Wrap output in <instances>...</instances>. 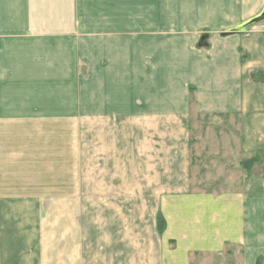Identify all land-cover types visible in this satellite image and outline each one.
Returning <instances> with one entry per match:
<instances>
[{
  "label": "crops",
  "instance_id": "1",
  "mask_svg": "<svg viewBox=\"0 0 264 264\" xmlns=\"http://www.w3.org/2000/svg\"><path fill=\"white\" fill-rule=\"evenodd\" d=\"M235 1L238 3L233 1L228 18L221 14L216 21L206 17L193 22L191 18L183 27L181 22H163L154 15L148 26L140 25L147 33L143 41L151 42L154 50L152 56L138 58L144 69L138 68L135 87H112L111 91L120 92L119 104L109 102L105 87L104 110L99 115L105 135L100 149L137 150V156L152 150V155L147 154L146 162L111 165L110 169L120 172L118 178L100 183L122 186L137 204L144 203L145 188H164L158 202L171 228L178 226L179 233L187 234L182 249L220 250L229 238L233 250L238 248L241 253L239 263L264 264V20L244 31L225 32L258 14L264 0ZM204 2L200 0L195 6L203 8ZM75 8V0H0V37H9L10 42H29L30 35L49 32L50 16L54 17L55 27L63 25L69 31L74 26ZM214 25L226 28L211 35L210 46L194 50L193 28ZM109 31L115 32L97 24L89 30L94 43L107 40ZM179 41L178 50L175 45ZM161 42L166 43V50L155 47ZM11 57L10 50L0 54V72L8 76L11 72L5 64ZM149 62L151 68L145 71L144 65ZM7 79L0 80V131L2 122L32 121L26 114L33 100L12 97L17 92L16 84ZM125 92L135 93L134 102L129 104ZM92 99L96 126V85ZM191 109L206 118L227 121L231 117L236 124L243 158L239 159V177L235 176L231 192L189 191V166L183 157L192 150ZM16 110L24 113L17 114ZM109 122L114 130L110 141ZM206 130H211L206 138V144H213L211 148L218 150L222 139L230 148L225 131L214 133L211 127ZM96 139L95 133V144ZM14 152L0 150V264H176L175 253L170 261H162V244L129 242V227L122 220L118 229L108 228L111 223L106 222L95 226L104 230L103 241H76L80 230L75 227L68 232L71 237L66 238L64 213L53 216L58 211L52 205L63 203L65 195L50 194L48 187L54 185L48 180L11 174L17 168L11 167L17 165L10 157ZM248 160L254 161L246 163ZM60 186L64 187V181L57 182L56 187ZM143 211L139 205L137 213ZM141 229L139 225L140 234L144 233Z\"/></svg>",
  "mask_w": 264,
  "mask_h": 264
},
{
  "label": "rangeland",
  "instance_id": "2",
  "mask_svg": "<svg viewBox=\"0 0 264 264\" xmlns=\"http://www.w3.org/2000/svg\"><path fill=\"white\" fill-rule=\"evenodd\" d=\"M199 1L75 0L76 13L71 22V26H74L69 31L64 30L63 25L57 26V23L55 27L54 17L50 16L49 32L43 35L34 33L29 36V42H10L9 37H0V54L5 50L12 52V57L5 64L9 67L10 76L0 72V80L8 78L15 82L17 92L12 93V97L33 100V107L27 109L26 114L27 119H32L31 122H2L0 150L15 151L10 157L16 159L17 165L11 167L17 168L11 174L17 178L48 180L49 184L54 185L48 187L50 194L65 195L63 203L54 202L52 205L53 210L58 211L53 216L60 217L64 213L66 238L71 237L68 232L75 227L80 230L76 241H103L104 235L101 233L104 230L95 229V226H103L106 222L111 223L107 225L108 228H117L122 220L123 225L129 227V242L162 244V261H170L175 253L176 264H241L238 258L241 253L238 248L233 250L229 238L223 241L220 250L182 249L188 240L187 234L179 233L178 226L171 228L161 209L162 203L158 202L164 195V188H145L144 203L137 204L124 193L122 186L112 183L104 186L100 183L104 179L111 182V179L118 178L120 172L110 169L111 165L136 164L140 160L146 162L147 154L152 155V150H144L143 154L137 156V150L100 149L105 135L104 126L101 127L99 122V115L104 110L105 87L109 102L114 100L115 104H119L120 92L111 91L112 87L119 90L122 84L126 88L136 86L138 68L142 69L138 58L152 56L154 50L151 42L143 41L147 33L144 32L146 28L140 25L148 26L154 15H158L163 22H181L182 26L191 18L193 22H201L206 17L216 21L220 14L225 17L230 15L231 5L233 1L236 2L203 0L204 6L200 8L199 4L195 6ZM95 24L99 28L114 29L115 32L109 31L107 40L94 43L89 30ZM225 28L221 25L194 27L191 47L198 51L207 48L211 45V35L220 34ZM229 29L225 32H231ZM53 30L60 32L53 33ZM97 37L100 39V36ZM165 44L161 42L155 47L163 51L166 50ZM175 46L179 50L180 41ZM144 67L145 71H149L151 63ZM95 85L96 126L92 99ZM124 98H129L131 104L136 96L135 93L128 95L125 92ZM191 111L192 150H188L183 157L189 166V191L231 192L235 188V176L239 177V159L243 158L239 152L240 140L236 138V124L232 123L231 117L225 121V118L203 117L195 109ZM111 125L109 122V141L114 131ZM208 127L214 133L225 131L230 138V148L225 146L228 144L224 142L225 139L221 140L218 150L211 148L213 144H206L208 132L211 131L206 130ZM219 135L222 136L221 133ZM61 181H64V187H56L57 182ZM139 205L144 211L137 213ZM139 225L143 227L142 234L137 231Z\"/></svg>",
  "mask_w": 264,
  "mask_h": 264
},
{
  "label": "water",
  "instance_id": "3",
  "mask_svg": "<svg viewBox=\"0 0 264 264\" xmlns=\"http://www.w3.org/2000/svg\"><path fill=\"white\" fill-rule=\"evenodd\" d=\"M262 20H264V5L258 14L252 16L251 18H249V19L243 21L242 23L238 24L237 26L231 28L230 31L231 32H240V31L246 30L250 26H252V25H254V24H256Z\"/></svg>",
  "mask_w": 264,
  "mask_h": 264
},
{
  "label": "trees",
  "instance_id": "4",
  "mask_svg": "<svg viewBox=\"0 0 264 264\" xmlns=\"http://www.w3.org/2000/svg\"><path fill=\"white\" fill-rule=\"evenodd\" d=\"M250 161H252V162H253L254 160H248V161H246V163H249Z\"/></svg>",
  "mask_w": 264,
  "mask_h": 264
}]
</instances>
